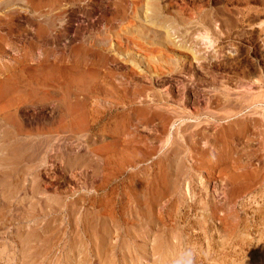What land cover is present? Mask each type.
Returning a JSON list of instances; mask_svg holds the SVG:
<instances>
[{
  "label": "rangeland",
  "instance_id": "obj_1",
  "mask_svg": "<svg viewBox=\"0 0 264 264\" xmlns=\"http://www.w3.org/2000/svg\"><path fill=\"white\" fill-rule=\"evenodd\" d=\"M263 11L0 0V264H264Z\"/></svg>",
  "mask_w": 264,
  "mask_h": 264
},
{
  "label": "bare ground",
  "instance_id": "obj_2",
  "mask_svg": "<svg viewBox=\"0 0 264 264\" xmlns=\"http://www.w3.org/2000/svg\"><path fill=\"white\" fill-rule=\"evenodd\" d=\"M248 1V0H247ZM6 4V3H5ZM171 4V3H170ZM263 4V3H262ZM3 7H5V5H2ZM2 8V7H1ZM179 11V10H178ZM184 11V10H183ZM240 11H242V10H240ZM264 12V11H263ZM250 15V14H249ZM188 22V21H187ZM202 39V38H201ZM204 39H206V38H204ZM218 47V46H217ZM220 48H221V46H220ZM224 49V48H223ZM229 50V49H228ZM233 50V49H232ZM221 51H219V53H220ZM262 53V52H261ZM264 53V52H263ZM221 54V53H220ZM220 54H219V56H220ZM224 55V54H223ZM226 55H227V53H226ZM214 56V55H213ZM217 57V56H216ZM224 57V56H223ZM220 58H221V56H220ZM199 59V58H198ZM222 59V58H221ZM224 59V58H223ZM222 59V60H223ZM233 59V58H232ZM235 60H236V58H235ZM220 61V60H219ZM228 61H230V60H228ZM208 63V62H207ZM237 63V62H236ZM228 64V63H227ZM225 65V64H224ZM230 66V65H229ZM230 72V71H229ZM234 73V72H233ZM256 73V72H255ZM235 74V73H234ZM257 75H258V73H257ZM68 211V210H67ZM37 215V214H36ZM80 216V215H79ZM248 235V234H247ZM206 255V254H205ZM262 257V256H261ZM256 258V257H255ZM234 262V261H233ZM251 262V261H250ZM243 263V262H242Z\"/></svg>",
  "mask_w": 264,
  "mask_h": 264
}]
</instances>
